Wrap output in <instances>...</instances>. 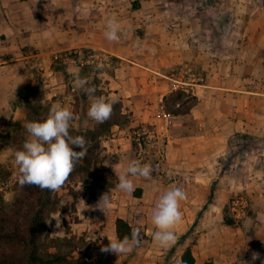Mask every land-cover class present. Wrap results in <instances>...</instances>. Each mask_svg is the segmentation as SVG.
Returning a JSON list of instances; mask_svg holds the SVG:
<instances>
[{"label": "crops", "instance_id": "0c3cea01", "mask_svg": "<svg viewBox=\"0 0 264 264\" xmlns=\"http://www.w3.org/2000/svg\"><path fill=\"white\" fill-rule=\"evenodd\" d=\"M226 1L241 7L255 2ZM213 2L214 0H0V167L9 159L8 151L12 145L7 140L9 125H20L23 120L31 121V105L34 103L38 102V106H45L48 110L59 103L73 113V120H77L76 127L88 124L90 98L86 94L80 96L74 89V77L80 70L64 68V73H61L55 67L56 59L71 50H98L115 58L112 72L102 73L100 84L107 93L105 98L108 101L113 96L117 102L123 103L122 113L130 121L126 128L114 126L112 132H115L104 140V144L106 150L111 152H123L129 148L128 130L136 125H149L156 121V107L179 86L175 83L178 80L172 72L186 55L195 56L194 45L188 42L191 45L188 53L180 46L184 40L195 38L196 33L191 30L193 25L205 20L199 19L196 11L201 6L210 9ZM109 18H115L124 33L119 42H109L103 35ZM188 43H184V46ZM209 79L210 84H205V89H195L198 103L201 101L199 91L207 94L212 92L208 88H215L218 101L221 105L226 104L229 98L227 85H213V79ZM92 82L93 80L89 83L94 85ZM81 91L84 93V90ZM35 96L38 97L37 100L33 99ZM103 96L105 95L102 94L101 97ZM190 112H194V109L191 108ZM205 116L190 113L174 115L168 145V160L173 168L194 169L198 154L207 152L206 149L188 146L197 132L189 127L190 123H195L194 119L203 120ZM211 117L213 120L214 117L217 119L216 123L219 119H227V115ZM241 123L242 118L236 120L235 128L241 127ZM199 132L200 136L203 135L202 130ZM118 166L124 168L120 164L110 165L106 171V183L93 188L91 197L82 194V203L77 207V215L81 219L77 226H81V230L90 231L95 237V242L90 245L89 260L94 264H182V256L188 249L194 260L193 264H216L208 260L209 251L196 243L203 241L202 233L198 237L193 235V245L188 243L189 238H181L183 230L196 222L198 211L202 207L190 205L194 200L187 195V200L180 204L182 222L173 229L177 237L176 243L162 249L152 240L154 227L151 213L156 201L167 190L152 176L150 180L129 176L133 180L134 191L131 194L122 192L116 187L121 172ZM105 193L110 194L111 207L99 208V199ZM211 195L212 193L206 204ZM262 196L264 191L261 190L255 198L261 200ZM212 207L220 208L216 204ZM252 207L255 212L260 211L255 204ZM116 219L128 223L131 231L139 230V245L130 253L117 255L102 251L109 240L117 239ZM133 219L134 222L139 220L140 225L133 226Z\"/></svg>", "mask_w": 264, "mask_h": 264}, {"label": "rangeland", "instance_id": "374dc122", "mask_svg": "<svg viewBox=\"0 0 264 264\" xmlns=\"http://www.w3.org/2000/svg\"><path fill=\"white\" fill-rule=\"evenodd\" d=\"M211 4L210 9L201 6L196 11L199 19L205 20L193 25L191 30L196 33L195 38L184 40L180 46L188 53V49L194 45L195 56L186 55L172 72L178 80L175 83L179 86L156 107L158 109L163 106L171 115V123L166 132L168 140L171 138L169 130L174 125V115H206L203 120L194 119L195 123L189 125L197 132L188 146L207 150L198 154L194 169L170 166L167 147L168 165L187 181L185 192L194 200L190 205L202 207L198 211L196 222L183 230L181 238H189L188 243L193 245V235L198 237L202 233L203 241L196 243L209 251L208 260L216 264H264V196L260 197L261 200L255 198L261 190L264 191V0H255L253 5L249 3L247 7L226 0H214ZM184 43L188 44L184 46ZM73 51L75 50L65 54L86 58L92 50L77 51V54ZM65 54L56 59L57 70L64 73V68L79 69L78 75L87 78V87L95 89L94 95L101 97L103 94L105 98L107 93L100 84L103 79L101 74L112 72L115 58L109 57L108 66L90 64L83 67L76 61L78 59L74 63L65 61ZM209 76L213 79V85H227L229 98L226 104L221 105L218 101L215 88H208L212 92L207 94L199 91L201 101L198 103L195 89H205L204 85L210 84ZM92 80L95 86L89 83ZM74 89L80 96H89L76 85ZM33 99L37 100L38 97ZM109 101L117 102L113 96ZM37 103L31 105V121L40 122L47 117L49 110ZM119 104L122 111L123 103ZM191 108L194 112H190ZM156 109L154 115H157ZM211 115H227V119H219L216 123L217 119L214 117L213 120ZM123 117L125 118L120 125H112L107 132L96 134L93 138L84 132L93 130L97 122L89 118L88 124L76 127L77 120L70 121V135H84L87 153L75 163L65 184L59 190L51 192L49 203L41 202L44 203V210L37 241L40 252L59 254L61 264L93 263L89 260L90 245L95 237L90 231L81 230V226H77L81 222L77 207L82 203V194L91 197L93 188L106 183V171L110 165L120 164L126 167L134 159L129 134L132 129L144 125H136L128 130L130 147L123 152L107 151L104 144V140L115 132H112L114 126L128 127L130 120L126 114ZM237 118H242L243 123L241 127L235 128ZM25 122L27 121H21L19 126L12 123L9 125L7 140L12 145L8 151L7 163L0 167V215L15 212L19 220L29 209L26 203L36 201L33 196L25 199L27 195L24 187H20L15 178L17 167L14 153L22 150L23 143L28 138L23 127ZM160 123L159 119L149 126ZM200 130L203 131L201 136ZM73 150L81 151L75 146ZM118 169L123 170L119 166ZM252 182L253 185L250 184ZM210 193L212 197L206 204ZM237 195L246 196L251 205L246 217L240 221L230 218L228 208L230 200ZM214 204L220 208L212 207ZM254 204L260 211L255 212L252 207ZM19 206L21 209L17 211ZM186 218L185 214L184 219ZM135 222L133 219V226L140 225L139 220ZM57 223L60 224L59 227Z\"/></svg>", "mask_w": 264, "mask_h": 264}, {"label": "clouds", "instance_id": "9594fccd", "mask_svg": "<svg viewBox=\"0 0 264 264\" xmlns=\"http://www.w3.org/2000/svg\"><path fill=\"white\" fill-rule=\"evenodd\" d=\"M123 34L117 20L109 18L103 33L104 37L109 42H119ZM98 67H103V65ZM74 84L84 89L89 95L88 118L97 123L110 119L113 103L106 101L104 97L95 96V89L87 87L86 77H80L77 74L74 77ZM73 118V113L68 107L57 103L51 106L43 121L25 122L23 127L28 138L23 143L22 150L14 153V162L17 167L15 178L20 187L35 186L40 189L57 191L65 184L75 163L83 159L87 153L84 137H73L69 133L70 121ZM73 146L81 151H74ZM152 172L151 164H142L139 160L133 159L119 173L116 187L122 192L131 194L134 191V183L129 176L150 180ZM187 198V193L182 187L172 186L156 201L151 213V222L154 227L152 240L158 247L169 248L176 243L177 237L173 229L182 222L180 204ZM100 206L111 207L109 193L101 195L98 203L99 208ZM59 226L60 224L57 223V227ZM138 237L139 230L134 229L130 236L109 240V244L102 248V251L117 255L130 253L139 245Z\"/></svg>", "mask_w": 264, "mask_h": 264}, {"label": "trees", "instance_id": "16d2710c", "mask_svg": "<svg viewBox=\"0 0 264 264\" xmlns=\"http://www.w3.org/2000/svg\"><path fill=\"white\" fill-rule=\"evenodd\" d=\"M111 103H113V112L110 119L98 123L93 130H86L84 132L86 135L93 138L96 134L107 132L112 125H120L125 118L121 105L118 102ZM13 125L19 126L17 123ZM78 135L84 136L81 133ZM24 190L27 195L25 199L33 196L36 201L26 203L29 209L22 215L21 220L17 218L15 212H5L0 215V249H3L0 251V264H61L62 259L59 254L42 253L37 244L44 210L42 208L44 203L41 202L49 203L52 191L35 186H24ZM35 205L40 207L37 208ZM20 209L21 206L17 211ZM115 231L117 239L130 236L132 232L128 223L122 219H116ZM193 263L194 260L187 249L182 256V264Z\"/></svg>", "mask_w": 264, "mask_h": 264}, {"label": "built area", "instance_id": "2783aa9c", "mask_svg": "<svg viewBox=\"0 0 264 264\" xmlns=\"http://www.w3.org/2000/svg\"><path fill=\"white\" fill-rule=\"evenodd\" d=\"M77 54V51H73ZM109 55L92 50L89 51L86 58L78 57L72 54H65L64 59L69 63L78 61L80 66H89L90 64L108 66ZM156 118L161 120V123L153 125H144L136 129H132L129 134V139L132 144V151L135 160H139L142 164L148 163L153 167L152 176L165 188L170 189L172 186L182 187L185 191L187 181L178 172L171 170L167 162V127L171 123V115L167 113L163 106L156 109ZM248 198L244 195H237L229 202V215L234 221H240L246 217L249 210Z\"/></svg>", "mask_w": 264, "mask_h": 264}]
</instances>
